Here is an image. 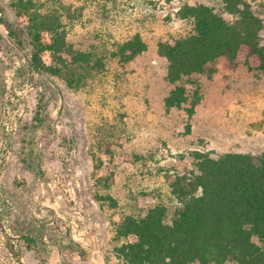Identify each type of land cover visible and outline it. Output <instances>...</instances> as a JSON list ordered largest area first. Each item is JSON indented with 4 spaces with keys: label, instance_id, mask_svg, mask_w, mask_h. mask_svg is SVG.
<instances>
[{
    "label": "rangeland",
    "instance_id": "374dc122",
    "mask_svg": "<svg viewBox=\"0 0 264 264\" xmlns=\"http://www.w3.org/2000/svg\"><path fill=\"white\" fill-rule=\"evenodd\" d=\"M69 6L67 42L104 56L78 89L28 65L27 19L0 0V264H124L115 225L157 203L170 212L169 182L193 168L191 154L264 151V70L219 57L213 72L184 78L200 100L165 107L173 86L157 45L192 32L184 5L224 0H57ZM262 20L264 0H245ZM139 34L146 49L130 61L117 46ZM43 40H49L47 34ZM46 65L49 52L42 53ZM27 238H32L29 242Z\"/></svg>",
    "mask_w": 264,
    "mask_h": 264
},
{
    "label": "trees",
    "instance_id": "16d2710c",
    "mask_svg": "<svg viewBox=\"0 0 264 264\" xmlns=\"http://www.w3.org/2000/svg\"><path fill=\"white\" fill-rule=\"evenodd\" d=\"M18 16L27 19L32 52L29 67L42 77H60L72 89L80 88L86 75L104 67V56L73 49L67 42L66 23L73 19L57 0H12ZM226 21L207 5H184L181 18L192 20V32L173 43L160 42L158 54L167 61L166 81L173 86L165 107H187L193 113L199 102L198 85L187 90L184 78L210 75L209 66L219 57L234 63L241 49L246 63L264 70L262 20L245 0H224ZM47 34L49 40L44 41ZM139 34L117 46L121 59L130 61L145 51ZM49 52L46 65L42 53ZM193 168L169 182L174 207L170 212L157 203L142 216L126 215L115 225L118 258L124 264H264V151L259 155L209 152L191 154ZM33 242L32 238H27Z\"/></svg>",
    "mask_w": 264,
    "mask_h": 264
}]
</instances>
